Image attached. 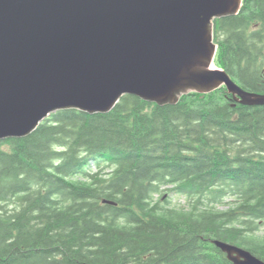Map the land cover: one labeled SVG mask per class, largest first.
Here are the masks:
<instances>
[{"label": "trees", "instance_id": "trees-1", "mask_svg": "<svg viewBox=\"0 0 264 264\" xmlns=\"http://www.w3.org/2000/svg\"><path fill=\"white\" fill-rule=\"evenodd\" d=\"M214 39L216 66L264 94V0L216 20ZM262 226L264 106L225 87L59 111L0 142V264H233L213 240L264 261Z\"/></svg>", "mask_w": 264, "mask_h": 264}, {"label": "water", "instance_id": "water-1", "mask_svg": "<svg viewBox=\"0 0 264 264\" xmlns=\"http://www.w3.org/2000/svg\"><path fill=\"white\" fill-rule=\"evenodd\" d=\"M244 0H0V142L30 136L51 115L108 114L127 95L159 107L225 87L243 89L215 59V21ZM212 243L233 264H264L250 251Z\"/></svg>", "mask_w": 264, "mask_h": 264}, {"label": "rangeland", "instance_id": "rangeland-1", "mask_svg": "<svg viewBox=\"0 0 264 264\" xmlns=\"http://www.w3.org/2000/svg\"><path fill=\"white\" fill-rule=\"evenodd\" d=\"M174 206H186L188 205V199L181 195H171L169 198ZM261 235L264 234V226L261 227Z\"/></svg>", "mask_w": 264, "mask_h": 264}]
</instances>
